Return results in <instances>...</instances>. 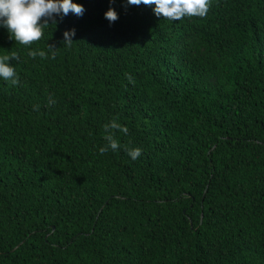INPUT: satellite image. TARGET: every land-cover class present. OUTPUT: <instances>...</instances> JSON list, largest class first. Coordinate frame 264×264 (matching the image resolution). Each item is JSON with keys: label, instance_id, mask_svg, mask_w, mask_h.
<instances>
[{"label": "trees", "instance_id": "obj_1", "mask_svg": "<svg viewBox=\"0 0 264 264\" xmlns=\"http://www.w3.org/2000/svg\"><path fill=\"white\" fill-rule=\"evenodd\" d=\"M72 2L30 46L0 27V264H264V0Z\"/></svg>", "mask_w": 264, "mask_h": 264}, {"label": "clouds", "instance_id": "obj_2", "mask_svg": "<svg viewBox=\"0 0 264 264\" xmlns=\"http://www.w3.org/2000/svg\"><path fill=\"white\" fill-rule=\"evenodd\" d=\"M129 5L139 6L141 4L151 6L157 17L164 19L179 21L184 17H206L210 10V0H127ZM85 9L81 4L73 3L72 0H0V27L7 29L9 38L16 43L24 46H30L33 42L39 41L43 35V29L47 27L49 21L51 24H56V16L63 19L70 12L82 16ZM105 18L109 23L115 22L118 19V14L112 8L105 12ZM43 18V19H42ZM75 36V29L66 30L63 33V41L67 47H71ZM51 58L55 59L56 47L48 44ZM39 56L42 59L48 58V53L45 51H29L28 56L35 58ZM20 55L17 52H11L10 55L0 57V78L10 82L12 86L20 84L19 77L14 67L9 66L8 61H20ZM130 83H134L131 75H127ZM55 101L49 100V104ZM117 129L120 132L127 134L128 128L121 126L115 120L110 124L104 125V139L107 142L105 146L99 149L101 154L109 149L116 151L120 148L119 142L114 138V133L111 131ZM127 154L132 160H136L141 154L140 148L128 149Z\"/></svg>", "mask_w": 264, "mask_h": 264}]
</instances>
